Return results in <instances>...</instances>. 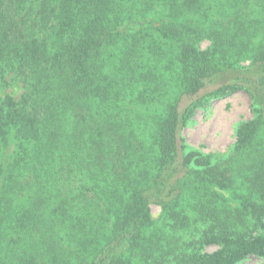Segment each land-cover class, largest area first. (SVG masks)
Instances as JSON below:
<instances>
[{"label": "trees", "instance_id": "trees-1", "mask_svg": "<svg viewBox=\"0 0 264 264\" xmlns=\"http://www.w3.org/2000/svg\"><path fill=\"white\" fill-rule=\"evenodd\" d=\"M15 84L0 264L264 256V0H0V88ZM239 92L253 118L233 147L190 146L196 111Z\"/></svg>", "mask_w": 264, "mask_h": 264}, {"label": "rangeland", "instance_id": "rangeland-1", "mask_svg": "<svg viewBox=\"0 0 264 264\" xmlns=\"http://www.w3.org/2000/svg\"><path fill=\"white\" fill-rule=\"evenodd\" d=\"M21 87V84H15L9 88H0V95L11 93L19 96ZM252 118L250 98L246 93L239 92L198 109L182 135L190 146L205 153L225 154L236 142L238 125ZM152 213L158 218L159 207L152 206ZM216 249L215 246H210L205 251L211 253ZM239 264H264V256H250Z\"/></svg>", "mask_w": 264, "mask_h": 264}]
</instances>
